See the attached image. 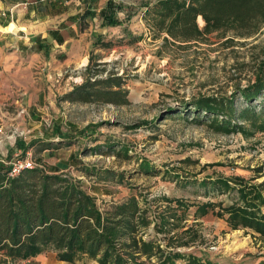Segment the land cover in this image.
Instances as JSON below:
<instances>
[{
    "label": "rangeland",
    "instance_id": "374dc122",
    "mask_svg": "<svg viewBox=\"0 0 264 264\" xmlns=\"http://www.w3.org/2000/svg\"><path fill=\"white\" fill-rule=\"evenodd\" d=\"M163 1L63 0L71 40L25 35L0 101V167L68 174L101 211L127 207L121 264H264V233L232 214H264V22L173 39ZM95 76L119 78L115 102L66 100ZM200 97L232 114L193 107ZM14 264L102 263L45 252Z\"/></svg>",
    "mask_w": 264,
    "mask_h": 264
},
{
    "label": "trees",
    "instance_id": "16d2710c",
    "mask_svg": "<svg viewBox=\"0 0 264 264\" xmlns=\"http://www.w3.org/2000/svg\"><path fill=\"white\" fill-rule=\"evenodd\" d=\"M162 3L159 14L170 16L167 30L173 39L198 38L228 24L249 28L257 21L264 22V0H186L179 3L178 0H164ZM111 6L108 2L103 10L107 22L112 15ZM196 16H201L205 22L202 29L197 27ZM93 72L98 75L101 69ZM118 79L95 76L83 86L84 90L65 98L72 102H90L91 99L115 102L121 94L110 88L118 86ZM251 88L242 90L240 95H247ZM222 103L231 115V105L222 99L200 97L193 107L222 115V111L213 106ZM230 117L223 123L229 124ZM40 145L44 150L51 144L41 142ZM9 171L10 168L0 167V264H14L45 252H53L59 260L71 263L85 257L102 264L122 263L115 243L124 235L120 229L126 224L127 207L113 206L101 211L96 198L88 193L82 181L68 174L49 173L44 168H26L16 175H10ZM232 214L236 217L235 223L264 233V223H260L264 221V214L238 206H233Z\"/></svg>",
    "mask_w": 264,
    "mask_h": 264
},
{
    "label": "crops",
    "instance_id": "0c3cea01",
    "mask_svg": "<svg viewBox=\"0 0 264 264\" xmlns=\"http://www.w3.org/2000/svg\"><path fill=\"white\" fill-rule=\"evenodd\" d=\"M65 3L63 0H0V101L9 87L6 73L12 66L17 65V46L22 47L27 33L30 36L40 35L52 42L59 41V37L61 42H65L71 40L70 35L77 32V19L69 18L64 21L61 17L60 13L64 10L67 15H72L75 11L73 8L67 9ZM61 22L65 27L60 29L58 26ZM57 31L60 36L55 37L52 33ZM9 50L14 53L11 54ZM57 147L58 145L55 148Z\"/></svg>",
    "mask_w": 264,
    "mask_h": 264
},
{
    "label": "built area",
    "instance_id": "2783aa9c",
    "mask_svg": "<svg viewBox=\"0 0 264 264\" xmlns=\"http://www.w3.org/2000/svg\"><path fill=\"white\" fill-rule=\"evenodd\" d=\"M25 161V160H24ZM31 164L30 163H24L23 162H18L17 164H14L11 168H10V175H16L19 172H21V170L26 169V168H30Z\"/></svg>",
    "mask_w": 264,
    "mask_h": 264
}]
</instances>
